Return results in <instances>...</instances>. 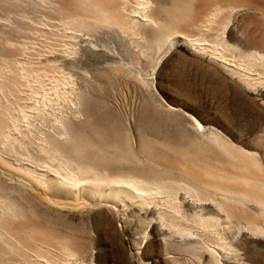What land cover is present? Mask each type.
Wrapping results in <instances>:
<instances>
[{
	"label": "bare ground",
	"instance_id": "1",
	"mask_svg": "<svg viewBox=\"0 0 264 264\" xmlns=\"http://www.w3.org/2000/svg\"><path fill=\"white\" fill-rule=\"evenodd\" d=\"M194 1L0 0V264H97L80 258L86 245L71 228L70 234L44 213L103 206L118 208L126 220L145 227L138 253L152 241V226L160 223L169 232L164 239L177 238V251L200 263L264 264L261 148L238 144L215 130L207 133L211 126L189 112L197 136L186 145L147 136L136 150L129 136L110 141L97 133V143L82 127L89 118L76 73L81 40L98 43L108 36L103 46L111 51L109 37L129 39L153 75L164 57L186 47L237 78L247 91L264 86V36L255 37L261 38V48L257 39V48L232 43L227 38L232 18L224 16L237 8L264 18V0H204L199 8ZM113 67L114 73H133L122 62ZM83 80L87 85L95 79L86 70ZM231 226L253 236L256 258L247 240L236 243Z\"/></svg>",
	"mask_w": 264,
	"mask_h": 264
},
{
	"label": "rangeland",
	"instance_id": "2",
	"mask_svg": "<svg viewBox=\"0 0 264 264\" xmlns=\"http://www.w3.org/2000/svg\"><path fill=\"white\" fill-rule=\"evenodd\" d=\"M160 1L166 4L172 3V0ZM195 3L199 8L204 4V0H199V2L195 0ZM225 13L224 16L227 15L229 20L232 18L227 31V38L232 43L239 42L238 44L245 45L244 47L247 45L248 48H253L257 41L260 47L256 44L255 48L262 47L261 38L255 37L264 36V34L261 35L264 32V18L257 11L242 9L237 12V8H235L233 13L232 11ZM261 24L263 27L260 28ZM259 30H262V33ZM213 32L216 33V30L211 33L214 34ZM247 36L253 41L257 40L250 42L249 39L247 41ZM107 38L108 36L99 39L98 43L87 40H81L78 43V47L81 46L79 48L81 57L76 73L79 76L80 85L85 91L86 108L84 113L89 118V122L83 124L82 127L94 141L101 143L96 138L97 133H101L110 141H119L125 136H129L136 150L139 149L141 140L147 136L160 141L186 145L191 141L190 139L197 136L191 123L192 119L186 114L189 112L199 117L204 124L211 126L207 129V133L215 130L223 137L238 144L259 150L261 148L264 153V103L262 102L264 101V86L253 92L247 91L237 82V78L226 74L218 65L207 58L195 55L186 47H178L164 57L153 75L152 68L147 64L148 60L146 62L147 58L140 55L137 47L129 43V39L122 36L120 39L116 35L109 37L111 42L109 43L111 51H109L103 46V43L108 41ZM82 59H84V63ZM132 60H134L133 63ZM121 62L125 63L126 67L128 66L127 69L133 72L132 75L112 72L113 66L119 65ZM86 70L96 80L91 81L92 87L91 84L86 85L83 80ZM136 76H139L141 80ZM168 104L178 107L180 112L170 110ZM240 113L241 115H239ZM49 123H46V128L51 127ZM32 201L35 202H32L34 205L38 204L36 206L32 204L36 209L39 208L38 211H44L46 208L35 200L32 199ZM194 205L193 203L191 206L194 207ZM103 207L89 210L62 208L51 210L49 208L45 209L47 211L43 213L45 218L47 216L56 218V220H51L53 218L48 219L49 217H47L50 223L55 221L52 224L65 228L64 230L69 231L68 233L71 228L74 236L81 239L80 243L86 245V248L80 258L87 263L94 261L97 264H178L176 261L179 260L184 263L187 261L188 264L197 263L198 260L194 256L177 251V247L174 245L177 238L170 242L164 239L169 236V232L162 228L160 223L152 226L150 230L152 241L150 240L151 242L143 246L138 253L136 247H139L137 244L144 235V229L142 231L141 228L145 227L135 220L134 223H131L128 218L126 220L118 208ZM134 210L138 212L137 208ZM47 212H53L59 216L57 218L53 213L54 216ZM154 212L151 214L155 215ZM128 213L132 214L130 211ZM141 215L145 219L148 218L146 213ZM47 219L45 221L48 222ZM120 224H123V229L119 226ZM136 231L137 233H135ZM244 232L234 226L229 229V233L235 238L236 243L237 238L247 240V249L249 252L255 250L250 253L256 258L257 252L252 244L253 236ZM134 233L137 234L136 237ZM241 233L243 234L241 235ZM192 258L196 260L194 261ZM262 260L264 261V257ZM182 261L179 262L183 264ZM202 262L198 261L199 264H205L206 260L204 259Z\"/></svg>",
	"mask_w": 264,
	"mask_h": 264
}]
</instances>
